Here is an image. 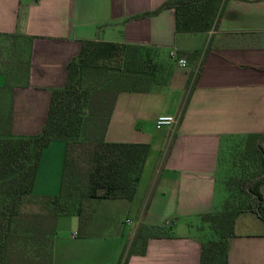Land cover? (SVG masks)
<instances>
[{
    "label": "crops",
    "instance_id": "1",
    "mask_svg": "<svg viewBox=\"0 0 264 264\" xmlns=\"http://www.w3.org/2000/svg\"><path fill=\"white\" fill-rule=\"evenodd\" d=\"M164 1L0 0V42L13 38L28 59L26 80L11 92L15 134L42 130L52 89L65 85L68 63L85 39L148 47L153 60L168 67L164 83L119 92L106 131L109 141L150 144L134 197L92 198L81 234L79 214H64L63 221L61 215L53 237L54 264H109L119 256L123 264L126 248L143 226L149 231L145 251L132 252L126 264H200L202 242L211 235L204 214L216 211L223 198L218 187L222 144L234 135L264 131V0H226L204 31H178L174 7L148 12ZM191 74H197L196 86L180 117ZM6 81L0 71V85ZM168 114L177 121L157 126L158 116ZM154 147L161 154L151 159ZM65 152L62 140L43 149L35 194L60 191ZM261 189L264 193V183ZM123 215L126 222L135 218L127 241L124 229L108 234L103 226L105 218L119 221ZM159 226L166 230L150 228ZM228 259L229 264H264V219L256 212L238 215Z\"/></svg>",
    "mask_w": 264,
    "mask_h": 264
},
{
    "label": "trees",
    "instance_id": "2",
    "mask_svg": "<svg viewBox=\"0 0 264 264\" xmlns=\"http://www.w3.org/2000/svg\"><path fill=\"white\" fill-rule=\"evenodd\" d=\"M225 1L166 0L148 12L174 7L178 31H204L213 26ZM167 69L164 63L153 60L148 47L125 41L85 39L79 53L68 63L65 85L52 89L46 123L40 132H13L14 85L8 108L0 99V264H14V254L21 250L20 239L24 240L22 264H54L53 237L61 215L77 213L81 224H85L89 216L84 199L134 197L150 144L109 141L106 131L119 92L150 90L167 80ZM196 81L197 74H191L180 117ZM53 140L66 143L61 189L56 194H35L33 186L40 157ZM228 141L234 152L243 145V155L249 162L243 167L239 164L238 173L229 178L224 208L204 214L212 234L202 242L200 264H229L230 238L235 234L241 212L251 210L264 219V131L234 135ZM75 187L83 188L79 198ZM28 197L44 198L48 211L31 219L21 233L18 220L21 205ZM150 228L158 233L166 230L163 226ZM144 229L147 226L138 230L126 248L123 264L132 252L145 251L149 234L144 237Z\"/></svg>",
    "mask_w": 264,
    "mask_h": 264
},
{
    "label": "rangeland",
    "instance_id": "3",
    "mask_svg": "<svg viewBox=\"0 0 264 264\" xmlns=\"http://www.w3.org/2000/svg\"><path fill=\"white\" fill-rule=\"evenodd\" d=\"M27 70H28V59L27 57L22 55V51H19L17 49L16 41L13 40V38H10V39H6V41L4 42H0V71L4 72L5 78H7L5 85H0V99L2 98L1 102L2 100L4 101L6 108H8L10 89L12 88L13 85L19 84L26 80ZM163 73H165V71H163ZM159 154H161V151H159L158 148L154 147L151 152V159L157 157ZM235 161H238V163H235ZM248 162L249 161L245 159V155H243V145L237 146L234 152V147L230 143V141L224 140L222 144V148H221L220 169L218 173V187H220L221 192L223 193V198L221 199L220 204L217 207L218 211L224 208L226 199L229 195V190H228L229 178L232 175H235L236 173H238L240 166L243 167ZM74 191L76 193V197L79 198V196L81 195L83 191V188L75 187ZM84 198L85 197L83 196V199ZM90 200L84 199L86 209H87V205L89 204ZM46 205H47L46 200L44 198L32 199L28 197L24 200V202L21 205L20 218L18 220V225H19L18 229L19 231H21V233H23L24 228H26L29 222H31V219L34 220L37 218V216H40V215L44 216L47 213L48 209H46ZM126 216L127 215H123L119 221H116V219L112 216H109V218L108 217L105 218L103 220V226L105 228L104 230H106L108 234H110L111 232L120 230V228L124 229L125 238H126L125 241H127L134 229L135 218L133 219V222H126L125 221ZM65 217L67 216L63 215V218H61V220L67 219ZM78 224L80 225V234H81V230L85 228V225L87 223L81 224V222H79ZM60 225L61 224H59V227ZM62 228H63V225H62ZM62 228L59 230H62ZM205 228H207V231H211V234H212V228L208 222ZM147 234H149V231L147 229L146 230L144 229L143 236L146 237ZM19 243H20L21 250L17 251L14 254V257H13L14 264H22L23 262H25L23 259H21L23 255L22 252L24 251V248H23L24 240L20 239ZM119 258L120 256L114 259V261H111L109 264H117L119 261Z\"/></svg>",
    "mask_w": 264,
    "mask_h": 264
},
{
    "label": "built area",
    "instance_id": "4",
    "mask_svg": "<svg viewBox=\"0 0 264 264\" xmlns=\"http://www.w3.org/2000/svg\"><path fill=\"white\" fill-rule=\"evenodd\" d=\"M170 55L172 57H176L177 55V52L172 50L170 52ZM179 63L182 64V65H185L186 64V60L182 57L179 58ZM177 121V118L174 116V115H171V114H168V115H160L158 116L156 122H157V126L161 127L165 124H171V123H174Z\"/></svg>",
    "mask_w": 264,
    "mask_h": 264
}]
</instances>
